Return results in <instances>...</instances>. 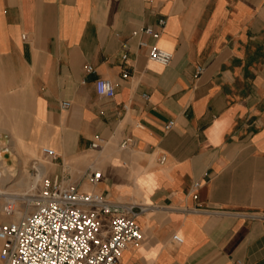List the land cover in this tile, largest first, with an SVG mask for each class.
Returning a JSON list of instances; mask_svg holds the SVG:
<instances>
[{
    "label": "crops",
    "instance_id": "crops-1",
    "mask_svg": "<svg viewBox=\"0 0 264 264\" xmlns=\"http://www.w3.org/2000/svg\"><path fill=\"white\" fill-rule=\"evenodd\" d=\"M45 146L48 177L150 206L125 264H264V0H0V165Z\"/></svg>",
    "mask_w": 264,
    "mask_h": 264
},
{
    "label": "built area",
    "instance_id": "built-area-1",
    "mask_svg": "<svg viewBox=\"0 0 264 264\" xmlns=\"http://www.w3.org/2000/svg\"><path fill=\"white\" fill-rule=\"evenodd\" d=\"M166 20L161 19L159 29L148 26L142 31L158 38ZM141 46H149L141 41ZM174 54L159 46H150L149 58L163 65H169ZM93 70L92 66L88 67ZM127 76V74H125ZM96 91L100 96L113 97L114 84L105 78L96 80ZM70 102H63L67 108ZM173 122H169V129ZM103 140L92 143L101 148ZM133 142L128 138L122 143L127 147ZM43 155L53 160L57 152L52 147H43ZM165 156L161 162H164ZM101 172H94L89 178L96 185ZM35 204L36 209L24 215L19 221L0 223L1 259L5 264H125L123 253L131 245H139L143 230L136 220L139 213L149 210V205L132 202H115L106 194L81 190L78 184L67 183L62 178L46 177ZM198 185V184H197ZM33 203L28 201V205ZM7 215L16 212L12 203L4 206ZM181 243L183 237L173 235Z\"/></svg>",
    "mask_w": 264,
    "mask_h": 264
},
{
    "label": "bare ground",
    "instance_id": "bare-ground-1",
    "mask_svg": "<svg viewBox=\"0 0 264 264\" xmlns=\"http://www.w3.org/2000/svg\"><path fill=\"white\" fill-rule=\"evenodd\" d=\"M48 169H49L48 166H46L44 163H39L37 165L38 172L34 178H31L30 176H26L24 174L19 178H0V200L5 199L7 202L12 203L13 206L15 207L16 212L14 213L15 216L13 221H19L25 215L22 211L18 210V206H19V204L17 203L18 200H23L25 202L28 201L30 202L33 200V198L30 197L33 196L34 194L32 191L37 188V186L40 184L41 181L43 185V182L45 181V179H47L46 177H47ZM8 183H13V184L8 186L7 188L6 185ZM11 189L17 190L18 193L17 192L11 193ZM0 206H1L0 210L2 211L4 216H6L9 219V216L11 215H7L5 213L4 211L5 204L1 205V201H0ZM30 206H33V203H31L29 207ZM27 213L28 212H26V215Z\"/></svg>",
    "mask_w": 264,
    "mask_h": 264
},
{
    "label": "rangeland",
    "instance_id": "rangeland-1",
    "mask_svg": "<svg viewBox=\"0 0 264 264\" xmlns=\"http://www.w3.org/2000/svg\"><path fill=\"white\" fill-rule=\"evenodd\" d=\"M25 137V136H24ZM46 147V146H45ZM42 149L43 148H41V153H40V155H39V157H38V159L37 160H35L34 161V163H32L31 164V166H34L35 167V172L32 174V173H30L29 171H30V169H29V167H24V175H26V176H30L31 178H34L36 175H37V165L39 164V163H44L46 166H50V159H48V158H46L44 155H43V153H42ZM1 157V156H0ZM1 163V162H0ZM4 164V163H3ZM1 166L2 165H0V172H1V174H2V177H0V178H10L11 176L12 177H15L16 175H18V176H16L15 178H19V174H17V172H16V168H14V167H5V166H2L3 168H1ZM14 175V176H13ZM21 177V176H20ZM48 177V176H47ZM48 179V178H47ZM50 179H52V178H50ZM65 182H67V183H74V184H78V183H76V182H73V181H70L68 178H62ZM90 182V181H89ZM11 184H13V183H8L6 186H7V188H8V186H10ZM92 184V183H91ZM42 181L40 182V184L37 186V188L36 189H34L32 192L34 193L33 194V196H30V197H32L33 198V200H32V202H33V206H30L29 207V205H28V202H25V201H23V200H18V204H19V206H18V210L19 211H22L25 215H26V212H28L27 214H30L31 212H33L35 209H36V204L34 203L35 201H36V199H38V195H40V193H41V190H42ZM85 191V190H84ZM12 192H17V190H12L11 189V193ZM18 193V192H17ZM20 198H22V197H20ZM1 201V205L2 204H7V201L5 200V199H1L0 200ZM21 201V202H20ZM28 206V207H27ZM14 216H15V214L14 215H11V216H9V219H7L8 221H12V220H14ZM7 218V217H6Z\"/></svg>",
    "mask_w": 264,
    "mask_h": 264
}]
</instances>
